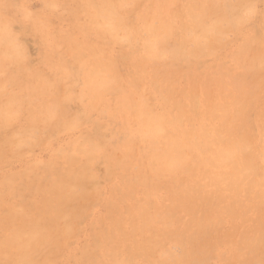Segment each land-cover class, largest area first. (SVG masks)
Masks as SVG:
<instances>
[{
  "label": "bare ground",
  "instance_id": "6f19581e",
  "mask_svg": "<svg viewBox=\"0 0 264 264\" xmlns=\"http://www.w3.org/2000/svg\"><path fill=\"white\" fill-rule=\"evenodd\" d=\"M207 1L192 0L184 14L171 11V4L165 3L161 9L168 14L161 13L166 15L162 19L156 16L157 25L149 18L155 12L145 9L150 12L133 30L122 14L124 0H89L94 13L86 30L95 31L96 39L60 37L72 63L59 54V43L50 41L44 64L54 74L47 77L29 68L25 50L0 5V131H6L0 140V157L4 147L12 150L27 144L37 132L77 126L81 114L99 113L118 125L111 140L97 131L74 142L68 152L60 149L64 168L51 160L41 174L27 169L2 180L0 264L52 261L46 249L57 245L59 237L64 240L70 235L82 214L79 205L85 207L82 202L94 195L85 185L96 178L92 166L99 160L109 165L111 173L116 168L127 174L121 199L109 207L103 233L95 237L92 251L85 249L93 264H206L207 246L195 245L194 240L199 233L210 234L223 221L235 229L243 227L238 249H230L224 264H262L264 117L255 124L259 136L248 117L264 65V56L253 49L259 37H245L233 54L239 70L218 64L203 81L193 79L182 92L175 87L182 72L179 66L190 67L214 55L227 29L225 23L239 24L243 19L244 0ZM139 36L141 45H137ZM103 37L111 45L129 46L112 53L97 42ZM124 67L128 74L121 71ZM78 80L80 89L75 86ZM147 81L159 86L165 105L162 112L143 99L140 87ZM71 103H80L81 108L70 119ZM26 115L24 126L10 131ZM6 193L20 198L19 203L7 204ZM28 195L34 201H28ZM170 196L172 206L166 204ZM179 209L189 215L186 223L178 218ZM247 212L259 215L251 226ZM64 223H73L68 226L71 231L60 228ZM164 239L181 245L183 255L165 249Z\"/></svg>",
  "mask_w": 264,
  "mask_h": 264
},
{
  "label": "rangeland",
  "instance_id": "374dc122",
  "mask_svg": "<svg viewBox=\"0 0 264 264\" xmlns=\"http://www.w3.org/2000/svg\"><path fill=\"white\" fill-rule=\"evenodd\" d=\"M124 1L127 5H124L125 7L122 9V14L123 17H126V19L133 24L131 27L133 30H135V27L139 26L141 17L145 15L144 13L150 11L153 13L155 12V16L153 17L156 19L158 15L161 19L165 14L167 15L168 11L164 10L166 13L160 16L161 13H164L161 6L165 3L171 4V11L175 12L179 10L184 14L192 2V0ZM232 1L236 2L237 0ZM201 2L208 1L201 0ZM244 2L241 11L244 20L242 19V21H239V24L237 22L233 25L225 23L227 29L223 34V39L217 48L218 50L215 54L213 53L214 55H207L203 59L197 60L194 64L190 65V67L185 65L179 66L182 72L178 81L175 83L177 90L182 92L187 89V87L190 86V82L195 78H199L200 81H203L202 79L206 76L207 72L215 71L218 64L230 70H239L235 66V61H233V54H235L238 47L243 43L245 37L249 35L255 36V34H257L259 38L255 39L253 49H255L256 53L264 56V0H244ZM90 3L89 0H0V5L5 9V18L9 21L12 32L17 35L20 45L25 50L26 61L29 68L32 70H41L45 77L54 74V72L44 64V62L48 61L44 58V53L45 51H50L48 48V43L50 41L58 42L59 54L65 56L69 63H72L73 61L70 57L66 56L68 47L64 43H60V37L73 35L75 39L79 41H83L86 37L92 40L96 39L95 31L87 32L86 30L90 25L94 13V8L91 9L89 7ZM221 3L223 4L222 1ZM149 8L152 9L150 10ZM159 8L161 12H159ZM145 9H149L150 11L148 10V12H146L147 10ZM157 9L158 13L156 11ZM153 17L149 18H152L151 21L157 25L160 19L153 20ZM227 21L233 23L231 20ZM139 37L137 45L142 44V36ZM97 42L100 44L104 43V45L111 49L110 52L112 53L123 51L124 47L129 46L127 43L111 45L113 42L106 37L100 38ZM121 71L124 74H128L129 72L126 67L122 68ZM237 72L241 73V71ZM260 79L261 84L256 88L255 100L248 106V117L251 123H253L252 131L256 136H259L260 128L255 124L264 117V65L260 71ZM251 80V78L248 79V81ZM70 84L71 83L67 82V85ZM75 86L77 89H80L82 87V82L78 80ZM158 87L159 86H154L147 81L144 87H140V90L141 94H143V99L147 102L149 107L154 111L162 112L165 105L160 100V94L157 92ZM9 90L13 91L14 88L11 87ZM80 108V103H71L68 109L69 118L71 119L75 116V114L80 111ZM26 117L27 115L20 116L10 128V131L14 132L23 127L24 120H27ZM95 125H97L98 128H96ZM117 130L118 125L113 120L102 117L99 113H92L91 115L81 114V120L77 126L67 128L59 127L45 133L37 132L27 144L16 146V148H12V150H6V147L3 148L0 157V183L9 175L22 174L27 169H33L37 174H41L45 169V165L51 160H54L53 164L55 163L56 167L64 168V162L59 158L60 149H66L68 152L72 150L74 142L83 141L94 135L97 131L98 135L102 134V136L111 140V137ZM5 134L6 131H0V140ZM110 146L114 148L115 144L113 143V145ZM116 152L115 154L118 155L120 153V159H122V153L117 150ZM92 168L95 173L94 175H96L93 177L96 178L94 179L92 177V180L86 181V183L89 182V184L88 186L85 185V187L92 191L94 195L98 191L96 194L97 198H95L94 195V197L90 195L88 201H84L82 202L83 204H81L85 205V207H80L79 205V208L82 210V216L80 215L79 220L77 219V223L75 222L74 226L70 228L74 230L73 235L71 233L73 230L71 231L69 229L70 223H67V225L64 223V227H60L71 231V236L68 235V237H70H67L68 239L65 237L64 240L66 241L62 240L64 237H59L61 240L58 238L57 245L55 244L52 248L46 249V252L50 255L49 257H51L53 262L47 260L45 264L48 262H51V264H93L90 259L86 258L85 249L92 251L95 244V237L103 233L106 227L105 217L109 212L111 203L120 200L123 195V177L127 173H124L121 169L117 170L116 168L112 169L115 170V173H111V168H109V165L103 160L96 161ZM116 172H118V174ZM113 179L114 181H112ZM162 191H165V186L162 187ZM27 197L28 201H34L32 196L28 195ZM4 200L7 204H13L19 203L20 198L6 193ZM166 204L168 206L173 205V196L168 198ZM176 212L182 223H186L189 220V215L185 213L184 210L179 209ZM202 212H200V214H202ZM262 215L264 217V211ZM257 216L259 215L254 212H247V225L251 226L257 219ZM100 219H102L103 222H101L102 220L100 221ZM235 228L236 227H233L231 222L223 221L214 227L210 234L204 235L203 233H199L197 235L194 240V242H197L195 245L202 243L207 246V254L209 256V259L206 260L207 263L209 261L210 264H224L230 259V255H228L230 249H233L232 251L238 249V242L241 238L240 230H242L243 227ZM185 231L184 228H181V232ZM219 242L220 244H218ZM163 247L171 252L173 251L172 253L178 256L183 255L182 246L175 245L168 239H164ZM231 254L233 255V253ZM261 261L262 264H264V257Z\"/></svg>",
  "mask_w": 264,
  "mask_h": 264
}]
</instances>
